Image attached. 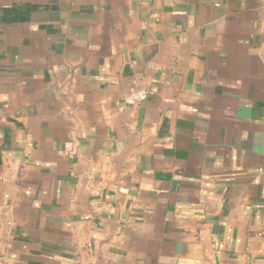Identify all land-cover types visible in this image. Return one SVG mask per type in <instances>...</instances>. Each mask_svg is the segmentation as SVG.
Wrapping results in <instances>:
<instances>
[{
  "label": "crops",
  "instance_id": "crops-1",
  "mask_svg": "<svg viewBox=\"0 0 264 264\" xmlns=\"http://www.w3.org/2000/svg\"><path fill=\"white\" fill-rule=\"evenodd\" d=\"M0 264H264V0H0Z\"/></svg>",
  "mask_w": 264,
  "mask_h": 264
},
{
  "label": "built area",
  "instance_id": "built-area-1",
  "mask_svg": "<svg viewBox=\"0 0 264 264\" xmlns=\"http://www.w3.org/2000/svg\"><path fill=\"white\" fill-rule=\"evenodd\" d=\"M151 93L152 92L149 89L134 90L128 95V98L134 101L145 100L151 95Z\"/></svg>",
  "mask_w": 264,
  "mask_h": 264
},
{
  "label": "trees",
  "instance_id": "trees-1",
  "mask_svg": "<svg viewBox=\"0 0 264 264\" xmlns=\"http://www.w3.org/2000/svg\"><path fill=\"white\" fill-rule=\"evenodd\" d=\"M16 17H12V20H14Z\"/></svg>",
  "mask_w": 264,
  "mask_h": 264
}]
</instances>
